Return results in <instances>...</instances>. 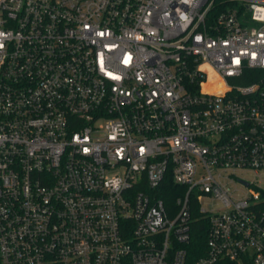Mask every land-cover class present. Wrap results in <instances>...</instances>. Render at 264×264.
Segmentation results:
<instances>
[{
  "label": "built area",
  "instance_id": "built-area-1",
  "mask_svg": "<svg viewBox=\"0 0 264 264\" xmlns=\"http://www.w3.org/2000/svg\"><path fill=\"white\" fill-rule=\"evenodd\" d=\"M260 172L264 0H0V264H264Z\"/></svg>",
  "mask_w": 264,
  "mask_h": 264
},
{
  "label": "trees",
  "instance_id": "trees-1",
  "mask_svg": "<svg viewBox=\"0 0 264 264\" xmlns=\"http://www.w3.org/2000/svg\"><path fill=\"white\" fill-rule=\"evenodd\" d=\"M249 81H246V83ZM175 189L172 186L171 192L165 194V200L170 202L173 200V194ZM197 217V214H193V218ZM207 237H208V221L205 217H197L193 219L191 226V238L188 243L185 244L187 249V264H193V262L200 256L204 255L207 251Z\"/></svg>",
  "mask_w": 264,
  "mask_h": 264
},
{
  "label": "rangeland",
  "instance_id": "rangeland-1",
  "mask_svg": "<svg viewBox=\"0 0 264 264\" xmlns=\"http://www.w3.org/2000/svg\"><path fill=\"white\" fill-rule=\"evenodd\" d=\"M260 173H261V175H260V178H258V179L263 182V186H264V172H260ZM242 175L247 177V178H254L255 177L254 172H245V173H242Z\"/></svg>",
  "mask_w": 264,
  "mask_h": 264
},
{
  "label": "bare ground",
  "instance_id": "bare-ground-1",
  "mask_svg": "<svg viewBox=\"0 0 264 264\" xmlns=\"http://www.w3.org/2000/svg\"><path fill=\"white\" fill-rule=\"evenodd\" d=\"M209 86V84H206V87Z\"/></svg>",
  "mask_w": 264,
  "mask_h": 264
}]
</instances>
